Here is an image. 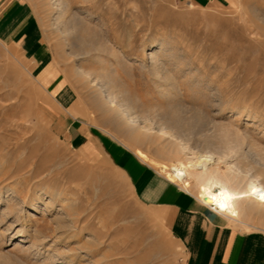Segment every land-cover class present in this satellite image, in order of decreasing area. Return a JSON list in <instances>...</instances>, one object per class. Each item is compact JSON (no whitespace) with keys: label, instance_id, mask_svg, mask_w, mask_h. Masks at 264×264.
Segmentation results:
<instances>
[{"label":"rangeland","instance_id":"rangeland-1","mask_svg":"<svg viewBox=\"0 0 264 264\" xmlns=\"http://www.w3.org/2000/svg\"><path fill=\"white\" fill-rule=\"evenodd\" d=\"M24 1L35 12L44 46L39 55L44 63L33 67L37 72L52 69L57 78L54 73L46 76L53 86L56 81L61 84L56 87L57 96L65 90L68 106L80 100L81 108L96 118L97 128L123 135L110 115L102 114L91 89L75 73L101 67L98 54L91 52V34L96 46L108 43L134 65L130 71L119 70L120 77L144 106L156 112L180 104L215 115L218 126L246 132L254 146L264 150V0L206 8L176 0H65L67 19L77 14L94 28L90 35L74 32L66 43L54 26L50 0ZM163 42L170 55L167 77H174L178 86L168 97L170 104L139 67L148 61L146 50ZM71 51L77 52L69 57ZM100 55L106 63L116 62L105 52ZM27 66L30 63L18 46L0 41V163L5 162L6 171H11L0 181V191L18 187L17 199L27 196L24 204H11L12 209L23 211L17 214L18 223L11 212L0 220V264H185L183 248L167 227L165 211L139 201L132 182L102 153L91 162L71 147L67 134L71 122L44 109L58 103L36 83ZM221 138L225 136L218 131L215 141ZM164 146L139 144L152 160L170 166ZM213 190L218 192L220 186ZM55 191L63 197L56 199L55 210L44 211L37 194L52 197ZM190 193L194 195L193 187ZM3 203L0 217L8 214ZM34 205L37 211H32ZM30 210L32 216L26 219ZM215 214L236 230L264 232V213H245L243 223ZM20 237L25 241L16 248Z\"/></svg>","mask_w":264,"mask_h":264},{"label":"bare ground","instance_id":"bare-ground-1","mask_svg":"<svg viewBox=\"0 0 264 264\" xmlns=\"http://www.w3.org/2000/svg\"><path fill=\"white\" fill-rule=\"evenodd\" d=\"M50 6L54 10V26L64 35L65 43L69 41L71 34L74 32H76V35L84 31L88 32V34L89 31L93 33L94 28L91 24L90 26L86 24L77 14H74L71 19H67L66 15L69 14V6L65 0H50ZM92 35L91 52L94 51L98 54L101 67L99 69L91 68V71L76 70L75 73L83 79V85L91 89L92 94H94L97 102L101 105L102 114H109L117 126L115 127L123 135L119 136L104 128H97L96 118L87 112V110L81 108L80 100H77L78 102L69 107L63 105L57 96L60 91L58 94L56 91V87L60 88L61 84L59 85L58 81H56V86H53L48 82L49 78L46 76V73L50 75L54 73L56 75L52 69L37 72V67L27 66L28 70L31 71V77L35 79L36 83L50 96L55 97V101L58 103L50 105L52 109H44L48 112L51 111L50 113L53 115L54 113H58L65 123L81 120L91 127V132L96 133L110 147L108 149L102 147L99 149L100 152L105 153L106 158L109 159L111 156L119 159L125 153H131L140 163L148 165L154 170H156L155 168L160 169V172L166 176L169 182L175 185H182L183 189L181 190L191 194L190 189L193 187V193L199 203L232 222L243 223L242 216L245 213L255 211L263 214L264 150L257 149L252 141H250V137L246 132L241 133L242 131L240 132L228 126H218L214 117L215 115H206L202 113L203 111L190 110L180 104L172 106L171 109L156 112L144 106L141 97L134 94L135 92L133 93L131 90H128L129 86L126 88L120 77L119 70L125 71V69H128L130 71L134 65L123 59V56L120 57L119 53L115 50L116 48H113L108 43L103 42V44L99 43L96 46V37ZM83 37H81V40ZM76 52L71 51L69 57L73 56ZM102 52L116 59V62L111 61L106 63L100 55ZM83 54H88V52L86 51ZM144 54L149 55L148 61L144 60L139 66L140 69L151 77L152 84L157 90L160 89L161 98L170 104L171 102H169L168 97L178 86L176 87L177 84L174 77H167V63L170 55H168L164 42L150 46ZM44 61V57L41 56L37 63L41 66ZM188 86L191 88L193 84L189 83ZM178 96H182L181 92H178ZM218 106L221 108L220 105ZM218 131L223 133L225 139L221 138L223 140L220 139L219 142H216L215 138ZM157 142L166 143L163 151L172 160L170 166L159 164L152 160L147 153L139 148V144L141 143L151 145ZM94 147H98V143H95ZM78 153L88 161L97 160L93 149H86ZM221 165L225 166L224 170ZM254 165L256 166L254 167ZM9 173L5 169V162L0 163V181L6 179ZM13 182L18 185L15 180ZM216 185L220 186L218 192L213 190V187ZM10 188L6 189L4 193L0 191V203L4 202L7 208L5 211L8 210V214H5L3 211L4 213H2L0 220L2 221L5 215L14 213L16 214L14 215V218L16 217L15 222H17L20 219L18 217L19 213L23 211L20 208L15 209V206L12 209L11 204L14 205L15 202H18L15 204L20 206L26 202L27 196L25 195L17 199L16 196L20 194L18 193L19 188ZM6 194V198L3 199V195ZM45 194H37L36 200L44 204V211L55 210V201L57 198L63 197L61 196L62 193L55 191L52 197H46ZM11 195L15 196L11 197ZM37 209L38 206H32V211H37ZM61 212H56L57 216L60 214L59 218L62 216ZM30 216H32L31 210L27 214L26 219H29ZM20 238L22 241L16 244V248L20 246V243L25 241L24 237ZM33 246L36 247L38 245L33 244Z\"/></svg>","mask_w":264,"mask_h":264},{"label":"crops","instance_id":"crops-1","mask_svg":"<svg viewBox=\"0 0 264 264\" xmlns=\"http://www.w3.org/2000/svg\"><path fill=\"white\" fill-rule=\"evenodd\" d=\"M176 1L206 8L226 7L238 0ZM0 41L18 46L30 66L37 63L44 46L39 21L29 3L24 0H0ZM41 71L42 68L39 69ZM67 96L63 90L58 99L69 107ZM89 132L91 127L81 120L72 121L67 133L69 144L78 152L93 149L98 158L102 153L99 150L101 147H110L96 133ZM95 143L98 147H94ZM102 154L105 156V153ZM109 160L132 182L139 201L165 211L167 227L183 248L185 264H264V232H243L224 224L194 195L181 190L166 178L167 181H164L156 170L140 163L130 153L119 159L110 156Z\"/></svg>","mask_w":264,"mask_h":264}]
</instances>
